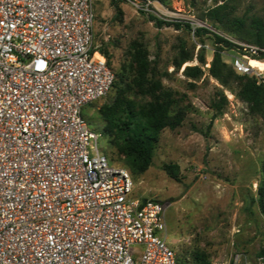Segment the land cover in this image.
Masks as SVG:
<instances>
[{"label":"built area","instance_id":"built-area-1","mask_svg":"<svg viewBox=\"0 0 264 264\" xmlns=\"http://www.w3.org/2000/svg\"><path fill=\"white\" fill-rule=\"evenodd\" d=\"M123 1L207 29L154 0ZM220 36L235 46L234 71L260 79L251 60L264 63V47ZM113 82L93 0H0V264H183L163 204L132 196L129 172L109 163L83 115ZM242 263L236 253L228 264Z\"/></svg>","mask_w":264,"mask_h":264},{"label":"rangeland","instance_id":"rangeland-1","mask_svg":"<svg viewBox=\"0 0 264 264\" xmlns=\"http://www.w3.org/2000/svg\"><path fill=\"white\" fill-rule=\"evenodd\" d=\"M154 1V6L161 4L183 20L193 18L218 35L225 33L213 28L204 14L220 4H226L230 17H243L247 25L255 17L264 22V0ZM111 2L93 0L94 44L108 51L107 62L115 74L122 70L129 78L130 48L141 45L153 79L172 91L184 118L176 129L160 133L149 168L142 174H131L111 138L102 133L105 123L98 109L122 98L133 102L139 112L149 97L136 88L119 91L116 80L103 98L83 109L89 128L101 134L102 152L110 164L129 172L133 197L163 204L166 243L183 264H193L198 253L206 255L208 264H228L236 253L256 264L264 259V216L256 193L264 169V119L251 114L235 96V84L224 87L209 75L215 51L211 35L197 38L186 28L176 30L173 22L144 14L123 0L117 13ZM150 16L162 26L156 27ZM181 46L193 53V59L177 69L174 64L180 58ZM200 54L203 65L198 62ZM234 55L230 50L221 52L228 65ZM251 64L264 69L263 62L251 60ZM194 66L201 67L202 76L186 77L184 69ZM168 164L177 165L178 181L163 170Z\"/></svg>","mask_w":264,"mask_h":264},{"label":"trees","instance_id":"trees-1","mask_svg":"<svg viewBox=\"0 0 264 264\" xmlns=\"http://www.w3.org/2000/svg\"><path fill=\"white\" fill-rule=\"evenodd\" d=\"M121 0H112V6L120 13ZM226 4L217 5L204 14L212 22V27L220 30L230 37L264 47V22L260 18H253L247 25L243 17H230ZM150 21L156 27L162 24L150 16ZM176 30L186 28L191 31L188 24H172ZM194 35L202 38L211 35L215 46L212 61L208 68L209 75L224 87L235 84V96L247 106L251 114H257L264 119V77L237 74L232 66L226 64L221 57L223 50L233 49L235 46L218 34L205 28H196ZM130 51L131 77L120 70L114 73L112 88L119 82V91L123 87L138 89L149 97V102L142 106L139 112L133 102L117 98L98 109V114L104 121L102 133L111 138L123 156L124 165L133 175L144 173L152 163L153 152L158 143L160 133L168 128L176 129L184 118V113L176 107L172 91L162 85L160 80L152 77L150 62L146 51L141 45L133 44ZM180 58L175 62L179 69L181 65L193 59V53L187 52L183 46L179 47ZM102 53L108 58V51L102 48ZM108 60V59H107ZM198 62L204 64L202 54ZM109 64V63H108ZM188 78L197 79L203 74L200 66L186 67L183 71ZM117 80V81H116ZM111 88V89H112ZM224 102L226 99L223 97ZM217 108H219L217 106ZM163 170L174 180L178 181L177 165H164ZM257 204L260 213L264 216V169L261 179L257 184ZM177 257V256H176ZM179 260V258L177 257ZM180 261V260H179ZM181 262V261H180ZM182 263V262H181ZM193 264H208L205 254H194Z\"/></svg>","mask_w":264,"mask_h":264}]
</instances>
